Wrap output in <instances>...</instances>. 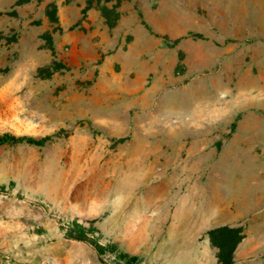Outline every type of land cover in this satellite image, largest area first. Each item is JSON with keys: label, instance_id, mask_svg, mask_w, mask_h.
Segmentation results:
<instances>
[{"label": "rangeland", "instance_id": "obj_1", "mask_svg": "<svg viewBox=\"0 0 264 264\" xmlns=\"http://www.w3.org/2000/svg\"><path fill=\"white\" fill-rule=\"evenodd\" d=\"M140 15L170 42L142 57L135 93L125 71L58 52L47 11L0 12V133H68L0 146V264H127L124 192L170 184L176 164L264 187V0H148Z\"/></svg>", "mask_w": 264, "mask_h": 264}, {"label": "crops", "instance_id": "obj_2", "mask_svg": "<svg viewBox=\"0 0 264 264\" xmlns=\"http://www.w3.org/2000/svg\"><path fill=\"white\" fill-rule=\"evenodd\" d=\"M18 1L0 0V12L28 8L41 13L55 4L56 26L61 28L54 34L56 50L67 55L71 64H86L101 73L125 71L135 78L132 85L137 88L131 89L135 93L140 90L139 79L146 75L145 64L141 67L139 62L151 47L161 52L162 40L166 41L163 36L157 38L140 15L148 0ZM127 58L132 63H127ZM189 170L193 176L180 177L176 164L170 184H145L138 191L124 192L123 228L113 235L123 238L128 253L138 257V264H220L219 248L210 231L225 226L241 228L243 237L233 252L232 264H261L264 187L229 185L227 178L216 186L204 167ZM115 224L109 222L108 226L115 231Z\"/></svg>", "mask_w": 264, "mask_h": 264}, {"label": "trees", "instance_id": "obj_3", "mask_svg": "<svg viewBox=\"0 0 264 264\" xmlns=\"http://www.w3.org/2000/svg\"><path fill=\"white\" fill-rule=\"evenodd\" d=\"M25 0H19L18 4L24 2ZM28 1V0H26ZM48 15H50L53 21H58L57 17V7L55 4H51L47 9ZM194 36L202 37L201 34H194ZM1 38V37H0ZM167 42H170L167 37H164ZM175 40V42H177ZM68 133L66 130H59L53 134L46 135L43 137H37L32 134H16L12 132H3L0 133V146L2 145H19V144H29L34 146H45L49 141L54 138L67 136ZM126 138L118 139L120 142L124 141ZM241 228H230V227H220L210 231L211 240L214 245L219 248L218 258L220 264H232L233 263V252L237 246V244L241 241L242 235L240 232ZM92 232V231H90ZM79 239L87 240L90 244H92L99 253H105L107 250L106 246L100 244L92 237H84L83 235L78 236ZM121 257L127 260V264H136L138 262V257L134 255H130L128 252L120 253Z\"/></svg>", "mask_w": 264, "mask_h": 264}]
</instances>
